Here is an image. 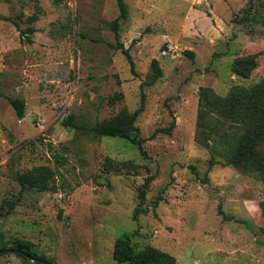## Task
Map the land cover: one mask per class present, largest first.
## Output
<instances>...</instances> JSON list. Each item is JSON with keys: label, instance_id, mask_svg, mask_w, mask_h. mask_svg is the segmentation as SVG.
Wrapping results in <instances>:
<instances>
[{"label": "rangeland", "instance_id": "1", "mask_svg": "<svg viewBox=\"0 0 264 264\" xmlns=\"http://www.w3.org/2000/svg\"><path fill=\"white\" fill-rule=\"evenodd\" d=\"M124 4L119 40L133 71L111 28L116 0H0V247L116 264L114 240L127 234L134 250L152 245L176 264H264V181L229 162L250 122L238 92L264 80V0ZM249 54L244 77L234 62ZM8 97L25 100L22 118ZM141 99L144 155L90 130ZM231 99L235 117L223 110ZM69 114L89 129L63 125ZM0 264L45 263L10 251Z\"/></svg>", "mask_w": 264, "mask_h": 264}, {"label": "trees", "instance_id": "2", "mask_svg": "<svg viewBox=\"0 0 264 264\" xmlns=\"http://www.w3.org/2000/svg\"><path fill=\"white\" fill-rule=\"evenodd\" d=\"M118 7V16L112 20L111 28L114 32V37L117 41V47L121 49V52L126 56L128 62L131 64V70L133 71V62L127 48H124L120 42L119 22L120 19L126 18V6L124 0H116ZM8 20H12L7 18ZM38 19L36 12L28 16V21L33 22ZM36 30L34 26H27L22 30V33L31 34ZM30 41L29 37H26ZM187 53H190L187 51ZM151 66L154 69L153 78H157L161 75V71L153 59ZM256 66V60L254 54H249L244 57L237 58L234 62V69L240 75L247 77L250 74L251 69ZM239 95H244L246 99V112L250 116V122L244 126L242 130L234 133V142L230 144L229 149V162L242 165L247 169L254 170L264 181V80L258 84H255L249 88H241L238 92ZM200 98L205 102L210 101L209 89L202 87L200 89ZM257 100L255 102L254 100ZM217 101H225L224 98L216 97ZM8 101L13 107L15 114L18 118L24 116L25 100L20 97H8ZM236 99H231L227 105H224L223 110L231 117H235L234 103ZM143 99H141L140 106L129 112L126 108L120 109L115 115L97 121L94 126L90 127L96 135L122 137L128 138L137 145L140 153L143 155L145 151L142 147L143 138L137 137L139 128L135 125V120L142 110ZM251 113V115H250ZM74 116L72 114L62 121L65 126H71L76 129L88 130L85 125H79L75 123ZM134 132V134H131ZM131 164L130 161H128ZM106 165L120 170L118 164H114L110 159L106 160ZM123 165V163H122ZM21 184H23L22 176L18 177ZM151 177L145 179L144 185L146 186ZM19 249V251H18ZM14 252L18 256L23 258H35L34 260L42 262V260L48 261L43 255H38L34 252L28 251L24 246L20 244H13L12 247L1 246L0 252ZM30 255L31 257H28ZM112 258L116 264H176V258L167 251L161 250L152 245L144 246L138 250H134L129 242L127 234L117 237L113 243Z\"/></svg>", "mask_w": 264, "mask_h": 264}, {"label": "water", "instance_id": "3", "mask_svg": "<svg viewBox=\"0 0 264 264\" xmlns=\"http://www.w3.org/2000/svg\"><path fill=\"white\" fill-rule=\"evenodd\" d=\"M18 251H19V249H18ZM28 257H31L30 255H27ZM32 260H34L35 258H31ZM42 262L43 263H45V264H51L50 262H48V261H45V260H42Z\"/></svg>", "mask_w": 264, "mask_h": 264}]
</instances>
